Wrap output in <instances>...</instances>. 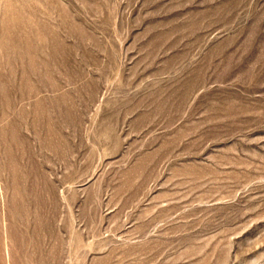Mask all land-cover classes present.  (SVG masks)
<instances>
[{
	"label": "rangeland",
	"instance_id": "obj_1",
	"mask_svg": "<svg viewBox=\"0 0 264 264\" xmlns=\"http://www.w3.org/2000/svg\"><path fill=\"white\" fill-rule=\"evenodd\" d=\"M0 264H264V0H0Z\"/></svg>",
	"mask_w": 264,
	"mask_h": 264
}]
</instances>
